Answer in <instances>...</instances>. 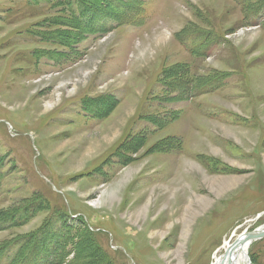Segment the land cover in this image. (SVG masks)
Returning <instances> with one entry per match:
<instances>
[{"label": "rangeland", "instance_id": "obj_1", "mask_svg": "<svg viewBox=\"0 0 264 264\" xmlns=\"http://www.w3.org/2000/svg\"><path fill=\"white\" fill-rule=\"evenodd\" d=\"M115 2L0 0V264L54 231L57 264H216L264 228V0Z\"/></svg>", "mask_w": 264, "mask_h": 264}, {"label": "trees", "instance_id": "obj_2", "mask_svg": "<svg viewBox=\"0 0 264 264\" xmlns=\"http://www.w3.org/2000/svg\"><path fill=\"white\" fill-rule=\"evenodd\" d=\"M68 1L70 2L71 0H68ZM93 1H94V5H97L96 3L99 0H93ZM251 1H253V0H248L247 1L248 3L246 2V4H244V3L239 4L238 3L239 0H235V2L238 3L239 5H243L244 4V7L247 6ZM75 2H76V4L78 3L80 5V9L82 10V12H86L88 15H91L94 12L95 13L98 12L97 14L100 13L99 15L102 16V20L105 19L104 21L108 20V16H107L106 13L110 12L109 9H111V11H114L112 8H118L119 7V6L116 5L115 0H106V1H104V0L102 1L101 0V5L103 4V7L100 6L99 8H97V6H93V8H90V6H88V4H86V1H84V0H75ZM261 2H263V1H261ZM107 3L109 4V8L108 7L105 8V6H104ZM119 5H121V4H119ZM125 6L127 8H129V3L126 4V5H123L122 7L126 8ZM98 9H100V11ZM133 9H134V6H133ZM245 10H246V12H245V22H247V23H249L250 20L255 19L257 16H263V18H264V4H261L257 8L252 7V5L250 4V5H248L246 7ZM129 11H131V8L129 9ZM74 13L72 15H70L71 16V21H69V23L67 24L68 27L71 30H78L77 33H80L81 31L84 32V34H87L86 32L89 33L90 32L89 29L83 28V24H84L83 21H86V19L84 18L83 14L81 12H78L76 15H74ZM72 19L76 21V23H77L76 26H74V24L72 23V21H73ZM111 21L109 23V26L110 27H114V26H119L118 25L119 23H121V24L128 23L129 22V18H128V15H124V14L122 15V13H120L119 16H116V19L112 20V18H111ZM86 22H89V21L87 20ZM62 25H63V23H62ZM86 27H87V25H86ZM191 40L192 39H190V41ZM208 48H209V46H206V45L200 43L198 48L193 49V50L190 48V52H193V53L197 52V53H200V54L203 55V54H205V52L207 51ZM225 77H226L225 75L218 74L217 77L209 80L208 82L199 84L196 88H199L200 91L201 90L202 91L208 90V92L211 91V90L215 91L218 88L219 84H220L219 82L223 81V79H225ZM221 85H222V83H221ZM179 87L182 88V87H184V85H181ZM96 112L98 113V110H96ZM93 114H95V113L93 112ZM27 213H28L27 209H25L22 212L23 218L28 217ZM18 215H19V213H18ZM18 215L13 217V218H11V219H9V221L12 222V226L11 227H16V226L18 227V225H21V224L25 223V222H22L21 220H17ZM4 221L0 222L1 229H6L7 228V226H5V224H4ZM66 230H69V232H73L72 229H70V228H67ZM80 230H81V228L77 229L76 231H80ZM49 232L50 231H48L47 234ZM69 234L70 233H68V234L64 233L63 235H59V232H55V231L54 232H50V235H49L50 237L47 239V241H46V238L43 239V240H45L44 244L46 245V248H45V252L42 251V254H41L40 257H38L39 254H37L38 247H39V242L37 241L38 238L26 237V238H24V240H25L24 243H19V244L17 243L15 246L21 248L20 252L23 251V253L21 254L22 255L21 257H24V258L22 260H25V259H27L25 261H29V260H33V259L36 260V258L38 257L37 264H57L58 263L57 260L64 254L63 251L65 252V250L62 251L63 245H61V244L64 243L67 240L66 237ZM26 241H27V249H23V246H24ZM39 249H42V246H40ZM12 251H14L13 247L12 248H7V250L0 255V259H2V256H4V255H5L6 258H8ZM60 251H62V252L60 253ZM59 254H61V255L59 256ZM15 257H16V255L12 258V260L9 262V264H11L14 261ZM48 257H50V258H48ZM14 264H16V263H14Z\"/></svg>", "mask_w": 264, "mask_h": 264}, {"label": "water", "instance_id": "obj_3", "mask_svg": "<svg viewBox=\"0 0 264 264\" xmlns=\"http://www.w3.org/2000/svg\"><path fill=\"white\" fill-rule=\"evenodd\" d=\"M264 238V229H259L251 233H245L240 236L232 245L228 246L225 253L220 257L216 264H234L233 255L238 248H242L246 245H250L255 241ZM251 264V263H248Z\"/></svg>", "mask_w": 264, "mask_h": 264}, {"label": "bare ground", "instance_id": "obj_4", "mask_svg": "<svg viewBox=\"0 0 264 264\" xmlns=\"http://www.w3.org/2000/svg\"><path fill=\"white\" fill-rule=\"evenodd\" d=\"M113 2V1H112ZM114 3V2H113ZM103 5V4H102ZM109 8V7H108ZM99 10V9H98ZM108 10V9H107ZM96 11V10H95ZM109 11H110V9H109ZM120 11V10H119ZM102 12V11H101ZM113 12V11H112ZM124 12V11H123ZM98 13V12H97ZM103 13V12H102ZM111 13V12H110ZM113 15V14H112ZM100 16V15H99ZM106 18V17H105ZM105 20V19H104ZM101 22V21H100ZM109 23H110V21H108ZM112 22V21H111ZM72 23H73V21H72ZM75 23V22H74ZM108 24V23H107ZM105 25V24H104ZM116 25V24H115ZM107 26V25H106ZM116 29V28H115ZM71 35V34H70ZM72 37H73V35H71ZM61 40V39H60ZM63 40V39H62ZM71 40V39H70ZM69 40V41H70ZM74 40V39H73ZM68 43V42H67ZM66 43V44H67ZM205 43V42H204ZM126 48V47H125ZM127 49V48H126ZM263 68V67H262ZM119 69V68H118ZM253 77H254V75H253ZM254 80V79H253ZM115 125V124H114ZM241 126V125H240ZM248 128V127H247ZM115 129V128H114ZM257 129V128H256ZM114 131V130H113ZM112 131V132H113ZM115 132V131H114ZM223 132V131H222ZM262 132V131H261ZM115 134H117V133H115ZM260 144V143H259ZM260 167V166H259ZM261 168V167H260ZM173 182H174V180H173ZM172 183V182H171ZM163 222V221H162ZM163 230V229H162ZM158 239V238H157ZM182 239V238H181ZM248 248H249V246L248 245H246V246H244V247H242V248H238L237 249V251L235 252V254L233 255V263L234 264H243V263H245V264H247V250H248ZM217 261H219V260H217Z\"/></svg>", "mask_w": 264, "mask_h": 264}]
</instances>
